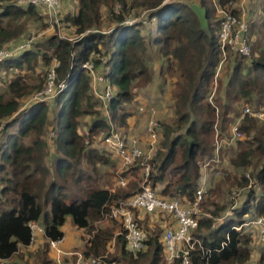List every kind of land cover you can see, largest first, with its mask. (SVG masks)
I'll return each mask as SVG.
<instances>
[{"label":"trees","instance_id":"16d2710c","mask_svg":"<svg viewBox=\"0 0 264 264\" xmlns=\"http://www.w3.org/2000/svg\"><path fill=\"white\" fill-rule=\"evenodd\" d=\"M165 1L72 0L61 23L73 39L53 34L0 63V74L7 75L0 86V124L4 122L0 136L1 259L10 261L29 245L31 222L42 226L45 239L51 241L62 239L61 228L67 218L77 228L91 232L93 223L104 218L111 204L136 193L140 162L129 168L133 179L126 189L108 190L98 182L99 173L106 168L114 173L116 160L88 147L85 140L107 133L109 122L117 129L128 127L135 91L152 84L151 67L147 65V59H156L152 54L158 58L154 62L158 64V77L172 79L174 111V120L161 124L160 151L150 176L151 188L160 196L193 203L201 178L200 164L214 157L215 143L228 139L225 135L243 109L264 114V1L258 19L249 11L243 16L240 8L232 9L234 15L248 22L251 53L248 57L226 55L228 78L219 82L213 100L209 98L210 88L216 91L214 77L222 54L218 43L220 20L212 1ZM218 2L221 6H238L240 0ZM142 11L147 14V26L141 21L126 23ZM45 18L40 7L0 0V46L27 40L28 28L35 23L46 27ZM53 59L58 63V93L48 102L30 101L44 88ZM88 62L95 74L102 75L114 88L107 103L108 119L92 91L90 73L82 69ZM12 71L15 73L9 77ZM103 88L98 85V90ZM257 119L245 116L239 126L244 139L220 150L224 154L232 149L229 162L235 173L231 175L244 189L242 199L234 216L215 229H210L211 220L200 221L194 236L201 241V248L191 251V264H239L250 260L253 227H241L240 231L233 228L264 216V123L255 128ZM125 172L121 173L123 177ZM219 172L222 179H229L230 172L222 168ZM221 189L217 184L207 192L214 216L226 207L216 200ZM213 196L216 199H211ZM142 229L146 234L144 252H130L124 238L118 236L109 260L119 264H162L159 229ZM113 232V227L94 232L83 256H102ZM24 257L19 256L20 260ZM259 258L264 264V247Z\"/></svg>","mask_w":264,"mask_h":264},{"label":"built area","instance_id":"2783aa9c","mask_svg":"<svg viewBox=\"0 0 264 264\" xmlns=\"http://www.w3.org/2000/svg\"><path fill=\"white\" fill-rule=\"evenodd\" d=\"M215 8L216 16L220 20V26L218 31V43L221 50V60L216 70V76L219 74L221 65L226 60V55L232 53L242 57H248L251 53V47L248 42L249 25L244 19V10L240 6L242 11V17H238L233 14L232 9L235 5L230 3L227 6H221L218 0H211ZM174 2V0H166L164 3ZM19 5H32L41 7L49 15L50 21L54 24L59 23V17L62 13V1L61 0H17ZM118 10V6L115 7ZM146 13V12H145ZM136 18V17H134ZM140 18L139 16L137 17ZM141 23H149L146 18L138 20ZM142 21H145L142 22ZM136 20L129 18L127 24L131 25ZM154 22V19L152 20ZM31 46V40L17 42L9 41L7 44L0 46V63L13 58ZM58 63L55 59L52 60L51 66L47 74V83L44 88L36 92L30 101L44 102L49 101L58 93L55 86L56 81V68ZM82 69H86L90 73L91 88L95 97L100 100L103 105V111L105 117L108 119L107 103L112 98L114 88L111 87L106 79L102 75H97L93 71L92 63L88 62L82 66ZM104 85L102 90H98V85ZM211 100V98H210ZM139 113H146L148 116L146 124V148H142L136 139H131L124 134L121 129L115 128L110 122V128L107 133H101L98 137L93 139H86L85 145L88 147L97 146L103 151L115 155L119 160V166L124 171H129V168L140 162V175L137 182V191L131 197L120 200L115 204H111L106 211V214L102 220L113 219L121 226V230L115 233L113 241L116 237L122 236L125 240L127 249L133 253L144 252L147 247L145 245L146 234L142 229V225L139 223V214L151 215V214H163L171 220L166 225L163 231L161 242L163 246V263L162 264H191L190 253L196 248H201V241L194 236V232L198 229L199 223L203 219L211 220L210 229H215L222 224L227 218L234 216V210L238 208L242 193L244 189L232 193L229 197L227 207L221 214L212 215L210 212L202 210V204L206 200V193L208 186L206 184L207 169L212 163H217L219 160L220 150L224 146L229 145V142L239 141L242 135L239 131L241 120L245 116H257L263 117L261 114H253L248 108L242 110L239 118L231 125L228 139H222L218 143L214 150V157L211 159H204L200 164L202 168L201 178L198 188L195 192V200L191 204L184 205L180 200L168 199L160 196L156 190L151 188L150 176L154 167V159L160 151V140L162 138L160 124L157 121V110L143 106L138 109ZM4 124H0V136ZM49 137L53 136L49 133ZM248 178V175H246ZM128 179L120 176L116 181V186L119 188H126L129 182ZM100 220V221H102ZM98 221V222H100ZM98 222H95L96 225ZM30 229V242L28 246H32L38 235L44 236V228L36 222L29 223ZM253 227L256 237L264 242V216L252 219L246 223H243L239 227L233 228L236 231H240L241 227ZM62 242V239L51 241L49 240V247L53 250L58 249V245ZM60 254V253H58ZM109 251H106L99 257H84L81 253L76 254L74 260L68 261L67 264H119L115 261L109 260ZM0 264H10L0 258ZM24 264H29L25 262ZM239 264H258L249 260L245 263Z\"/></svg>","mask_w":264,"mask_h":264},{"label":"rangeland","instance_id":"374dc122","mask_svg":"<svg viewBox=\"0 0 264 264\" xmlns=\"http://www.w3.org/2000/svg\"><path fill=\"white\" fill-rule=\"evenodd\" d=\"M69 1H72V0H69ZM174 1H177V0H174ZM257 1H258V3H257ZM262 1H264V0H250L249 6L251 7L252 16H254V17L256 16L255 18H257V19L259 18L258 14H259L261 6H262ZM236 7H239V6H236ZM40 10H41V13L46 16V18H45L46 19V27H43L42 23H35L28 28V31L26 32V35H28V38H26L27 40H24V41L31 40V47L35 42H37V41H39L45 37H49L53 34H57L61 38H68V39L74 38V37L70 36V33H69L70 30H68L65 27V25L63 23H61V20L64 18L63 16L65 15V12H66L65 10L62 9V13L59 17V23L58 24H54L52 21H50V19L48 17L49 15L46 14V11L44 9H42L40 7ZM244 12L248 13L245 10H244ZM146 15L147 14L145 13V11L144 12L142 11L138 15L140 17L139 19L137 17L132 18V19H135L136 22H140L138 20H141V19L144 20V18H146ZM252 16H251V18H252ZM142 22L145 23V21H142ZM141 24L143 26L148 25V23H146V24L141 23ZM151 56L153 58H156V59H152V60L147 59V65H149L150 67H153V65L155 64L154 62H156L158 60V58L155 57L154 54H152ZM229 66L230 65H228L227 60L224 61L223 64L221 65L219 74L214 77V80H216L217 86H216V91H215V87L210 88L211 91L209 94V98H212V100L215 97H217V96L213 95V92H215V94H216L217 87L219 86V82L224 83L226 81V79L228 78ZM49 68L50 67H48V69L46 71V76H45L46 83H47V74H48ZM217 68H218V66H217ZM12 73H15V72L12 71L11 74L9 75V77H11ZM5 79L7 80V75L4 72H1V74H0V86H1L2 82H4ZM171 80H172L171 78L167 77L165 79H161V81H159V84L158 85L156 84V87H151V89L148 87L143 91H141V90L135 91L136 94L134 97L133 108H135L141 102L144 104L148 103V104H154V105L158 106L159 111H161V114L156 119H157L158 123L160 124V129H161L162 123H170L174 120V111L172 108L173 103H172V98H171V90H172V85H171L172 81ZM46 83H45V85H46ZM157 91H159V92H157ZM32 96L30 97V99L32 98ZM162 98H163V100H162ZM46 102H48V101H46ZM238 113H240V110L237 111V114ZM254 117H257V116H254ZM87 120L88 119H85V121H87ZM257 120L258 121H257V123H255V128L259 129V128H261L262 124L264 123V121H263L264 120V114H263V117H261L260 119H257ZM1 124H4V122ZM231 125H232V123H231ZM231 125H230V127H231ZM230 127H229V130H230ZM229 132H227V135H225V137L229 135ZM161 135H162V130H161ZM46 137L48 138L47 135H46ZM241 139H244L243 135H242ZM161 141H162V138L160 140V143H161ZM239 141L229 142L228 143L229 145L224 146L226 148H224L223 151L225 149L235 145ZM159 146H160V144H159ZM215 147H216V143H215ZM231 150L228 149L226 152H224V154L220 153L218 162L212 163L211 166L207 169V173H206V175H207L206 184L208 186V190L215 188L217 186V184H218V186H222V189L219 192L221 194L220 198L216 199V196L215 197L213 196L211 199H216L218 201V203L220 202L221 206H223L225 204L226 205V207H224L225 209L227 207H229L231 204V202L228 203V200H230L228 196H230L232 193H236V192L242 190L239 186L236 185L235 181H233V176L231 175V174L235 173L234 169L232 168V166L229 162ZM114 163L117 165L115 170H114V173H113L112 169L106 168L107 171H105V169H102V171H100V173H99L100 181H98L102 186H106V187H109L111 189H112V187L114 189L118 188L116 186V181H117L118 177L122 176L121 173L125 172L122 168H120L117 161ZM218 166L220 167L219 169L217 168ZM49 168H51V167H49ZM221 168L230 172L229 179L225 178V177H224V179H222V176H221L222 173L219 172ZM129 171H131V170H129ZM200 172H202V168L200 169ZM125 173H126V176L124 177L125 179H127L129 176H132V172L130 173L127 171ZM134 174H136V171L134 172ZM237 174H241V171H238ZM247 174L248 173H246L245 175H247ZM139 175H140V170H139ZM49 178H51V177H49ZM136 179L138 182L139 178L136 177ZM127 186H128V184H127ZM249 187H250V183H249L248 188ZM126 188H124V189H126ZM241 193H243V192L241 191ZM207 196H208V194L206 193V198H207ZM241 199H242V197H241ZM207 200H208V198L206 199V202H207ZM180 201L184 205H186L185 202H183V200H180ZM207 205L208 206L204 208L203 204H202V210L205 212H211L212 213V211H214V207H210L209 202H207ZM225 209H223V210H225ZM167 219H168L167 216H165L163 214H159V213L154 214L153 216L144 215V220H146V221L148 220V223L145 224V225H147V230L150 232L151 231L154 232L156 229H159V231L161 233V237H162L163 231L165 229L164 221H167ZM103 221H105V220H103ZM106 222L111 223L113 230H116V232L117 231L119 232L121 230V226L119 225V223H117L113 219H108V220H106ZM99 224H100V222L96 226L98 227ZM93 225H94V223H93ZM106 228H109L108 225H106L102 229H106ZM250 238H251L250 249H251V255H252L250 260L260 264V262H259L260 258L259 257H260L262 248L264 247V242L260 241L256 237L255 231L252 234V237H250ZM108 244H107V246H108ZM106 251H108V249H106ZM254 253H256V254H254ZM113 255L114 254H111L109 252V255H108L109 259H111L110 257H112Z\"/></svg>","mask_w":264,"mask_h":264},{"label":"crops","instance_id":"0c3cea01","mask_svg":"<svg viewBox=\"0 0 264 264\" xmlns=\"http://www.w3.org/2000/svg\"><path fill=\"white\" fill-rule=\"evenodd\" d=\"M71 5H72V1H70L68 4L66 3V1H62V9L65 11L68 10L67 7L71 9ZM249 5H250V0H240V3L238 6L239 7L242 6V10H245L246 12L248 11L251 12V7ZM151 71H152L153 79H152V84L148 86L150 89L151 87H156V84L158 85L159 81H161V79L158 77V74H157L158 64L157 65L154 64L153 67H151ZM139 106H143L144 108L152 107L156 109L157 118L161 114V111H159L158 106L154 104H148V103L144 104L141 102L135 108H133L132 106V113H131L132 115L128 119V127L124 129L123 131L127 137H130L131 139H136L142 148H146L147 139H146L145 128H146L148 116L146 113L137 112V108ZM90 148L97 149L100 152L109 155L112 159L116 160L119 163V160L115 155L109 154L103 151V149H100V147L93 146ZM217 168H220V167L218 166ZM131 179H133L132 176H130L129 181ZM105 188L107 187L105 186ZM111 190H114V188L112 187ZM144 215L145 214H139L138 216L140 218L139 222L142 224V226L147 227V225L145 224L148 223V220L147 221L144 220ZM153 215L154 214H151L150 216H153ZM170 222L171 220L169 218L167 219V221H164V227L166 228V225H168ZM96 225L94 226V230L89 232L86 229L77 228L72 223V220L70 218H67L66 222L61 228L63 237H62V242L58 245L57 250H53L49 247V243H48L49 240H46L45 236L38 235L32 246L21 248L17 254L18 256L15 255L8 262L10 264H24L25 262H28L29 264H67L68 261L74 260L76 258V254L81 253L83 255L86 243L90 238H92L94 232H96L98 229H102L106 225H108L109 228L112 227L111 223H108L103 220L100 221V224L98 227ZM115 233H116V230H114L113 235H115ZM113 238L111 242L108 244V246L106 247V249H108V251L111 254H114L115 252V246H114L115 241L112 242ZM22 255H25V257L23 260H20L19 256H22ZM251 257L252 255L250 256V258Z\"/></svg>","mask_w":264,"mask_h":264}]
</instances>
